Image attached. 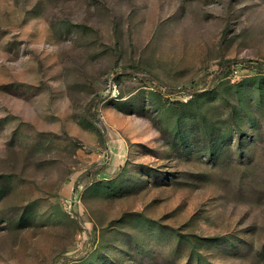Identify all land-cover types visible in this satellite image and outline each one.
Instances as JSON below:
<instances>
[{
  "label": "rangeland",
  "instance_id": "374dc122",
  "mask_svg": "<svg viewBox=\"0 0 264 264\" xmlns=\"http://www.w3.org/2000/svg\"><path fill=\"white\" fill-rule=\"evenodd\" d=\"M0 264H264V0H0Z\"/></svg>",
  "mask_w": 264,
  "mask_h": 264
}]
</instances>
